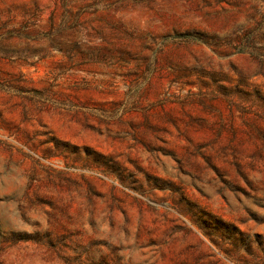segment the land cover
Wrapping results in <instances>:
<instances>
[{"label": "rangeland", "instance_id": "obj_1", "mask_svg": "<svg viewBox=\"0 0 264 264\" xmlns=\"http://www.w3.org/2000/svg\"><path fill=\"white\" fill-rule=\"evenodd\" d=\"M0 264H264V0H0Z\"/></svg>", "mask_w": 264, "mask_h": 264}]
</instances>
